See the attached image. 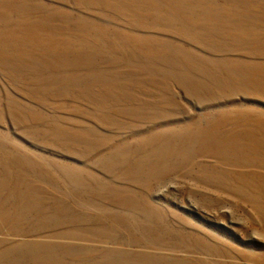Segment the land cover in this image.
<instances>
[{
	"label": "rangeland",
	"instance_id": "obj_1",
	"mask_svg": "<svg viewBox=\"0 0 264 264\" xmlns=\"http://www.w3.org/2000/svg\"><path fill=\"white\" fill-rule=\"evenodd\" d=\"M0 264H264V0H0Z\"/></svg>",
	"mask_w": 264,
	"mask_h": 264
}]
</instances>
